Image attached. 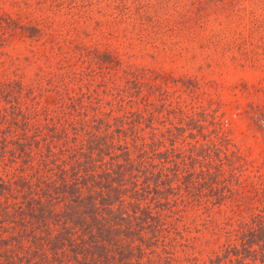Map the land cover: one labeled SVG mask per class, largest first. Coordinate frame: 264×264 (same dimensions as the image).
Returning <instances> with one entry per match:
<instances>
[{
	"label": "rangeland",
	"instance_id": "1",
	"mask_svg": "<svg viewBox=\"0 0 264 264\" xmlns=\"http://www.w3.org/2000/svg\"><path fill=\"white\" fill-rule=\"evenodd\" d=\"M96 119L130 159L164 153L133 263L222 255L264 223V0H0V182L29 172L14 142L52 146L46 170Z\"/></svg>",
	"mask_w": 264,
	"mask_h": 264
},
{
	"label": "trees",
	"instance_id": "2",
	"mask_svg": "<svg viewBox=\"0 0 264 264\" xmlns=\"http://www.w3.org/2000/svg\"><path fill=\"white\" fill-rule=\"evenodd\" d=\"M79 124V142L59 149L68 156L47 171L41 160L52 146L46 143L41 152L13 143L11 155L29 172L0 182V264H134L144 255L157 227L149 204L164 184L147 159L162 160L164 153L133 147L131 154L141 152L130 159L101 119ZM236 238L237 244L202 264H219L228 252V264H247L248 256L263 251L264 223L243 228Z\"/></svg>",
	"mask_w": 264,
	"mask_h": 264
},
{
	"label": "built area",
	"instance_id": "3",
	"mask_svg": "<svg viewBox=\"0 0 264 264\" xmlns=\"http://www.w3.org/2000/svg\"><path fill=\"white\" fill-rule=\"evenodd\" d=\"M262 128L264 129V123L262 124Z\"/></svg>",
	"mask_w": 264,
	"mask_h": 264
}]
</instances>
